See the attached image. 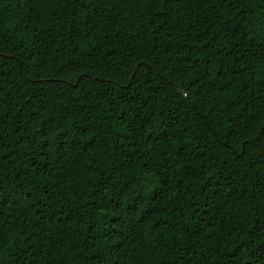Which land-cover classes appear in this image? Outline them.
Returning <instances> with one entry per match:
<instances>
[{
  "label": "trees",
  "instance_id": "16d2710c",
  "mask_svg": "<svg viewBox=\"0 0 264 264\" xmlns=\"http://www.w3.org/2000/svg\"><path fill=\"white\" fill-rule=\"evenodd\" d=\"M0 264H264V0H0Z\"/></svg>",
  "mask_w": 264,
  "mask_h": 264
},
{
  "label": "water",
  "instance_id": "95a60500",
  "mask_svg": "<svg viewBox=\"0 0 264 264\" xmlns=\"http://www.w3.org/2000/svg\"><path fill=\"white\" fill-rule=\"evenodd\" d=\"M179 90L182 91V89L180 87H179ZM258 149H259L260 153H263V151L260 148H258Z\"/></svg>",
  "mask_w": 264,
  "mask_h": 264
}]
</instances>
